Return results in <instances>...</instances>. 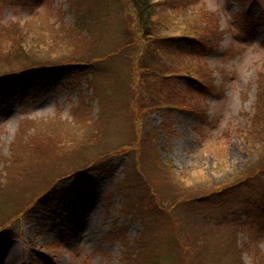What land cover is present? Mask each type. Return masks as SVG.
Segmentation results:
<instances>
[{"label":"rangeland","instance_id":"1","mask_svg":"<svg viewBox=\"0 0 264 264\" xmlns=\"http://www.w3.org/2000/svg\"><path fill=\"white\" fill-rule=\"evenodd\" d=\"M164 1L0 0V70L69 60L0 74V264H264L263 0Z\"/></svg>","mask_w":264,"mask_h":264},{"label":"trees","instance_id":"2","mask_svg":"<svg viewBox=\"0 0 264 264\" xmlns=\"http://www.w3.org/2000/svg\"><path fill=\"white\" fill-rule=\"evenodd\" d=\"M123 1L124 2L127 1L128 3L133 5L134 6V11H135L134 14H137L138 17H139L138 18L139 19L138 23H136V27L139 28L140 33H141V40L143 42L142 46H144L145 43H146V45H148V46L150 45L151 46V43H153V41L155 40L154 38H155L156 32H158V30L160 31L161 29H166L165 27H166V23H167V19L168 18H167V16H164L165 14H163L162 11H160L161 6H163L162 5L163 2L160 3L161 0H123ZM259 1H261V0H259ZM164 2L166 3V0ZM261 3H262V1H261ZM263 3H264V0H263ZM73 13H74L75 17L77 18V20H79L80 22H84L85 21L86 18L84 17V11L83 10L74 9ZM186 21L189 22V17H187ZM164 31H161V33H163ZM159 35L162 37V38H158L159 42L163 41V43H161V44H162V46L164 48H166L165 45L170 46V44H174V42L177 43L179 41L183 42V44H186V45H188L190 47H192L193 45H198V44H202L203 43V41L200 40V39H199V42H196L197 41L196 38H192L191 36L167 35V36L163 37L161 34H159ZM215 36H216V41L214 43H210L212 41L208 39V41L206 43H204V44L205 45H209L210 44V46L212 48L216 47L218 45V42L222 39L221 30H219L218 35L215 34ZM149 41H150V43H149ZM39 48L40 47H37V50H40ZM16 50H18V51H14L12 53H7V54L8 55L18 54V55H20L19 58L23 59L22 60L23 62L18 61L15 65H13V64L10 65V63H7L6 67H4L2 70H0V74L24 71L26 69L33 68V67H38V66H41V67L57 66V65L69 62V60L55 62V60H53V58H56V57H51L55 53L50 55V57H47V58H39L40 57L39 55H42V57H45V56L41 52H38V54H37V52H35L36 50L35 51L31 50V49L22 50L21 48H18ZM48 54H50V52H48ZM141 55H143V57H144L143 53ZM145 55H146V53H145ZM145 59H146V61L148 63V69H149L148 71H152L153 74L158 75V76L160 75V76H163V77L169 76L170 74H174L173 71L172 72H171V70L168 71V69H166L163 66H161L160 63L158 64V66L156 64H154V62L151 63V61L153 60V56H151L150 54L146 55L144 57V60ZM149 59H152V60H149ZM80 60H82V59H79V60L75 59L74 61H80ZM71 61H73V60H71ZM86 61L88 63L91 62V60H88V59H86ZM90 64L93 65V63H90ZM150 64L152 65L151 67H149ZM153 65L154 66L156 65L157 67H154ZM152 67H154V68L152 69ZM184 75L187 76V74H184ZM187 77H189V76H187ZM260 99H261V96H260ZM260 103H261V100H259V104ZM135 149L137 151V153H136V155H137L136 163H138L139 166H140L141 164H140V161L138 160V156L140 155L141 147H140V140L138 138L135 141ZM110 150H113V148L110 149ZM104 154L105 153H98L96 155H97V158L99 157V158H101L103 160V159H105L107 157V155H104ZM99 158H98V160H101ZM92 163H94V162L92 161ZM74 169H76V168L75 167L70 168L69 171H72ZM137 171H138L139 175L142 176V178L144 180V177L146 175L142 171V169L138 167ZM39 192L36 195L37 198L41 196V194H39ZM160 206H162V205H160ZM154 248L155 247L152 248L153 251H154ZM139 253H140V251H139ZM139 253H136V254H139ZM142 257H143V260L141 259V262L130 261V264H161L162 261L164 259H166V257L162 253H160L157 256H155V258L151 261V263H149L150 260H151V256L148 257V256L144 255ZM145 257L149 258V260L146 261ZM182 262H183V264H188V260L186 258H184Z\"/></svg>","mask_w":264,"mask_h":264},{"label":"bare ground","instance_id":"3","mask_svg":"<svg viewBox=\"0 0 264 264\" xmlns=\"http://www.w3.org/2000/svg\"><path fill=\"white\" fill-rule=\"evenodd\" d=\"M23 78H25V77H23Z\"/></svg>","mask_w":264,"mask_h":264}]
</instances>
